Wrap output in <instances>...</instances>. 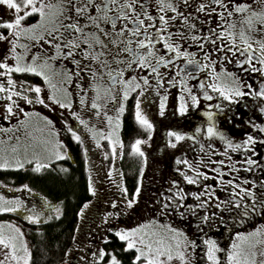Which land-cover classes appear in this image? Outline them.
Here are the masks:
<instances>
[{"label":"flooded vegetation","instance_id":"flooded-vegetation-1","mask_svg":"<svg viewBox=\"0 0 264 264\" xmlns=\"http://www.w3.org/2000/svg\"><path fill=\"white\" fill-rule=\"evenodd\" d=\"M49 2L50 0H44L45 4ZM51 2L56 3L57 0H51ZM86 2L87 0H70L69 3V0H64V8L66 10L64 11L63 16H59L51 25L45 22L42 28H37L35 31L38 33L45 32V29L51 31L52 27H59L60 25L68 24L70 22L68 18L71 17L73 21H79L81 26L85 24L88 25L84 28V35H87L89 32H96L105 43H108L112 39L111 36L105 37L102 33H98L84 16L77 15L74 9L71 8L72 4H76L78 6L79 4ZM97 2H99V0H97ZM120 2H122V0H120ZM223 2L227 6L228 11H232V8L237 3H247L251 5L252 9L259 10L258 4L254 3L253 0H223ZM171 3L177 7V11L182 15L176 16V13H173L170 9H166L163 13H160L155 0H151V2L147 5V11L149 14L157 18L154 22L155 27H161L158 22L159 15H165L166 18H169V27L167 31L173 33V36L168 37L165 34V39L177 40L181 46V50L196 53L195 58L198 59L200 63L204 64L210 63L211 59H215L217 56L215 52H212L213 46L211 40L213 38H218L217 46H219L221 40L231 46V43L227 38V33L225 37H219V32L224 29L233 31L237 34L236 38L238 40V34L241 30V21L244 16L250 15L249 11L244 13L233 12L232 16H228L227 11H224V9H221L218 5L212 4L211 0H187V5L184 4L183 0H171ZM201 3L206 4L207 8L205 11H198ZM210 8H215L216 11L209 12L207 9ZM13 11L14 10H9L7 6L0 5V33H3L8 37L7 40H0V61H3V58L8 56L7 62L13 66L15 64V59L10 52L12 45L9 41L16 43L15 51L20 53L23 56L24 61L28 63L32 62L31 56L34 54H39L40 56V59L36 61L37 64L42 63L44 57H52L55 55V44L50 45L46 42V39H51L52 37H46L45 39H41L39 41L35 39H28L23 34L16 37L13 35L15 29L10 30L3 26L4 20L14 18ZM88 12L94 14V9H88ZM220 13H223L222 18ZM21 15H23V12H21ZM173 16H176L175 20L170 19ZM185 17L187 18V24L185 23ZM253 19L255 21V18ZM39 21V14L32 13L28 17H25L22 23L26 27ZM193 23L196 24L195 29H191L189 27V25ZM229 24H235V28H229ZM217 25H219V27H217ZM117 26L119 27V25ZM102 27L108 30L111 29L110 25L102 24ZM256 27L259 28L261 25L257 23ZM209 29L214 30L213 35L208 40H204L203 37L209 35ZM245 30L247 31L246 25ZM60 31L66 39L81 36L80 33L64 31L63 28H60ZM177 31L184 33V38L175 36ZM53 35H55V33H53ZM193 35L200 37V40L194 42L191 39V36ZM261 36H264V33L257 31L251 32L253 44L254 40L260 38ZM57 42H60L61 44L65 43V41L59 40V38H57ZM78 43L80 44L81 49L88 47L82 40H78ZM163 43L164 41L157 40L156 47L159 49L161 54H165L166 58L170 59L175 55V53L168 52L167 49L163 48ZM22 44L27 47H21L20 45ZM237 46L242 47L239 43ZM95 47L96 51L111 50L112 53L115 52V49L111 44H109V49H101L99 45H96ZM64 51L67 52L69 49L65 48ZM253 51H255V44ZM204 52H212V57H210L209 61L203 60L202 53ZM237 58H241L239 52H237L235 56H231L229 54L228 59H225L224 61L217 60V71H219V64L223 63V66L227 71L235 72L245 84H251L252 88L245 87L242 89L246 95L237 98L233 102H229L220 97L218 93H213L211 89H206L209 94L213 96L212 100H207L202 95L198 85L200 80H204L207 85L212 82L213 78L208 74V69H203L198 76H195L193 79H189L187 81L192 91L197 93L199 102L196 106H192L187 93H183L188 104L187 110L184 113H180L178 108L180 104L179 97L181 95V85L179 80L183 76L180 69L184 65L185 57H177L176 60L172 62L170 67L165 65L160 66L159 71L162 74L168 73V75L164 76L162 87L159 88L154 87L157 83L155 81L154 74L149 73L147 69L141 70L134 67L131 71L126 72L125 79L133 74L137 77L145 74L149 75V84L144 85L143 81L138 80V82L141 83V89H136L131 92L127 99H122L123 93L120 91L121 86L118 83L115 85L111 84L108 78L107 69L101 67L100 61L105 60L104 56H101L99 61L93 62L91 59H84L81 55V51L77 50L75 53V59L80 61L79 67L72 62V58L67 56H57L55 60L49 59L47 63L50 67L45 69L49 76L48 81H45L44 77L38 73H16L13 70L10 73L13 80L16 81L13 91L24 92V94L32 97L33 101L32 103H28L21 97H17L15 95L12 96V100H8V93L0 92V145L1 147H5L7 145L12 146L16 149L15 152L21 154L29 152L32 145H37L39 142L43 143L45 138L42 136L45 134L48 136L47 138L50 141L64 138L68 143H64V145H66L64 148L59 147V158L51 161L50 163H45V167H43L39 172L33 170L36 166L31 162H24L23 168L14 169L22 170L24 172L33 171L37 173V176L48 175V172L54 168L55 165L60 166L63 163L68 165L67 162H69L71 165L75 166L78 162V158L84 160L89 167L92 164V161L96 158V153L93 151V143L89 141L92 139H100L101 134L108 138L110 132L112 133V136L115 134L116 136H119L121 142L123 141V158L125 154V150L123 149L125 148L124 133L127 123L129 122H132L133 128H143L144 133L153 134L158 132L163 134L166 136L165 147L176 150V153H185L187 155L193 148H200L201 150L207 149V151L215 152L221 157H224L225 153H227L230 160L233 161L232 163H234L231 166L232 170H234L232 173L233 179L231 180H233L236 184H240L242 188H249L250 185V187H252V191L257 193L258 199L254 202L251 197H247L245 195L243 199L237 197V199H241L239 207H237L235 203H226L225 215L219 222V230L214 238L209 231V225L211 215L214 213L215 208H208L207 206H205V208H195V205L199 203V201H197L195 197L189 195L192 192L208 191L209 189L198 187L195 184L191 185L186 181V183H180L177 179L178 175L177 178H171L169 180L170 184H172L173 180L178 181L177 185L173 186L174 193H176L177 189H183L186 194L184 204L192 206L193 211L196 213V215H192V213L187 211V208L181 209V211L185 213L183 216L179 215L177 212H171V214L183 218L187 224L191 223L192 225V240H195L196 242L195 254L198 258L196 264H205L206 246L202 244V240L204 238H211L216 241L217 246L220 249V251L217 252V256L219 257L218 264H226L225 258L227 255V249L225 242L228 239L230 240V238L232 239V237L238 233V230H241L239 233H246V230L243 231V227L251 224L252 226L249 228L251 233L264 232V210H260L259 206V197L261 193L264 192V189L261 188L260 184L261 181H264V132H260L258 129H254L252 127L253 123L264 126V112L260 111L261 108H264V98H258L249 94L259 90L260 83L264 80V75L250 71L245 72L243 69L247 68V64L241 65L238 68L234 62ZM252 63L259 67V63L256 59H254ZM109 65L112 68L116 67L110 59ZM88 69L96 71L95 78H93L92 73ZM6 71V69L0 68V72ZM177 72H180V75H176ZM67 73H72V75L69 77ZM170 77H175L176 82L173 85H169L167 83V80ZM0 84L4 85L5 88L10 87L7 83V76L0 75ZM30 86H39L41 88L40 97L41 99H44V104L36 102L34 99L36 95L34 88L33 91H24ZM50 95L54 96L57 100L65 102L66 105L67 103H71L72 107H60L59 103H56L55 100L47 99ZM112 95L116 96L115 100L111 98ZM161 95L166 96L163 115H161L159 108ZM137 98L140 100L141 112L144 110L146 111L145 116L152 124L151 130L142 126L135 119V105ZM81 99H83V104L81 103ZM94 100L100 105L99 108H94L92 106ZM13 101L16 102L18 107L14 105L13 111L9 113L5 104H11ZM217 102L224 105L222 110L215 108ZM120 103H123L124 105L123 112H118ZM209 105H212L213 107L209 108ZM20 109H23L24 111H20ZM166 111H168L171 116L170 118H173L172 122L164 121L165 116L168 114ZM208 111H212L214 113L213 122L215 127L232 143H241L249 134L256 137L255 142L248 147L241 146L240 149L233 151L219 136H207L205 133L207 130L208 117L205 116L204 113ZM73 112L76 113V116L72 115ZM25 113H27V116ZM97 113H99V115H97ZM107 116L113 117L111 123L108 121ZM117 116H119L118 127L116 121ZM44 117H47V120H45ZM80 120H84L85 124H81ZM48 121H51V124H49ZM69 127L80 136V140L77 141L73 139L72 133L68 131ZM196 127L201 128L200 133L195 132ZM169 130L187 133L188 135L184 140L175 142L176 146L173 148L172 146L167 145L169 140L174 139L173 137H169L167 135ZM94 133L95 138L93 135ZM193 136L195 139H192ZM209 145H211V147H209ZM201 146H203V148H201ZM249 157L255 160L256 163L248 165L246 161ZM225 162L226 159L223 163ZM221 166L222 172H216H220L218 176H220L223 181H227V169H225L223 164H221ZM177 169L179 168H176L175 172L180 174ZM212 169L213 171L214 169L221 170L217 165ZM247 170L250 171L249 174ZM245 180L249 181V183H244L242 185V182ZM253 181L256 183L255 188L251 185ZM124 182L125 180L123 183ZM25 184L28 188L22 187V185ZM222 185L223 184H221L220 187H222ZM211 190L216 193L215 186L211 188ZM168 191H170V189ZM120 192H126V194L119 197V202L120 198L123 200L125 198L126 200L129 198L125 186H123ZM227 192H229L230 195L219 193V200L222 199L224 202L229 201L232 193L231 190H228ZM236 192H240V189L237 188ZM169 195L170 194L165 193V196ZM0 196L10 200L19 198L23 202V207L18 209L16 212H4L5 214H9L14 217L16 222L15 225H18L20 222H22L20 225L26 222L34 224L42 223L55 216L53 215L50 219H46V215L56 207H53L51 205L50 198L41 190L37 188L35 189L30 181H24L21 184H4L0 180ZM175 199L178 200L179 197ZM206 199L210 200L207 196L202 195L200 197V200ZM211 199L214 198L212 197ZM45 200H47L48 205L51 207L45 204ZM124 202H120L117 212L122 205L124 206ZM217 202L219 203L221 201ZM253 203L257 206L258 210L256 212L252 211L251 205ZM245 205H249V215L247 216L243 215ZM33 206H35V212H44V215L39 217L37 221H31L25 218L32 214ZM115 207H117V204ZM117 212L115 214L106 213L108 216L106 218L111 217L113 220L117 216ZM202 214L208 215V222L205 223L199 220V217ZM157 220L158 219L154 220L153 224H155V226H160V222ZM118 222L119 221H115L112 223L114 225Z\"/></svg>","mask_w":264,"mask_h":264},{"label":"snow or ice","instance_id":"snow-or-ice-1","mask_svg":"<svg viewBox=\"0 0 264 264\" xmlns=\"http://www.w3.org/2000/svg\"><path fill=\"white\" fill-rule=\"evenodd\" d=\"M151 2V0H87L86 3L72 4L71 8L74 9L77 15L84 16L86 20L97 30L98 33H102L103 36L108 37L111 36L112 39L105 43L104 40L100 38L96 32H89L87 35H84V28L88 25L85 24L83 26L80 25L79 21H73L71 17H69V23L60 25L59 27H52L51 31L45 29V32L38 33L35 30L37 28H42L44 23L47 22L49 25L53 24L59 16H63L64 11V0H57L56 3H52L51 0L49 3L45 4L44 0H0V5L7 6L9 10H14L13 19L4 20L3 26L6 29H15L13 35L16 37L25 35L28 39H35L37 41L41 39H45L46 37H52L51 39H46L48 44H55L56 54L52 57H44L43 62L37 64L36 61L40 59L39 54H34L31 56V63L25 62L23 56L20 53L15 51L16 43L13 41H9L12 45L10 52L15 59L14 66L9 64L8 56L3 58V61H0V68L6 69V72H0V75L7 76V83L10 87L5 88L4 85L0 84V92L8 93V100H12V96L15 95L17 97H21L25 102L32 103L33 98L24 94L21 91H13L16 81L13 80L11 76V72L14 70L16 73H38L39 75L44 77L45 81L49 80V76L46 73L45 69L49 68L50 65L47 63L49 59L55 60L57 56L59 57H70L72 58V62L79 67L80 61L75 59V53L77 50L81 51V55L84 59H91L93 62L99 61L101 56L105 57V60L100 61V65L102 68L107 69L108 78L111 84H119L121 86L120 91H122L123 96L122 99H127L129 94L136 89H141V83L138 80L143 81L144 85L149 84V75L145 74L143 76L137 77L135 74L131 75L127 79H125V74L128 71H131L134 67L137 69H147L149 73L154 74L155 81L157 82L154 87L159 88L162 87L164 82V76L168 75V73L162 74L159 69L161 65L171 66L172 62L176 60L177 57H185L184 65L181 67L180 72L183 73V76L179 80L181 85V95L179 97L180 104L178 111L180 113H184L187 110L188 104L185 100V96L183 93H187L188 98L191 101L192 106H196L198 104V96L197 93L192 91L191 87H189L187 81L189 79H193L195 76H198L203 69L209 70V75L213 78L211 83L205 84L204 80H200L199 89L202 92V95L207 100H212L213 96L209 94L206 89H211L213 93H218L220 97L229 102L235 101L237 98L243 97L246 93L242 90L243 88H252L251 84H245L243 80L240 79L235 72L227 71L223 66V63L219 64V71H217V60L224 61L228 59L229 54L231 56H235L237 52L240 53L241 58L235 59V64L239 68L241 65L247 64V68L243 69L245 72H255L261 75H264V36H261L258 39L254 40L255 51H253L254 44L252 42L251 32L257 31L260 33H264V0H253L254 3L258 4L259 10L252 9L250 4L247 3H237L232 8V11H228L227 6L224 4L223 0H211L212 4L218 5L224 11H227L228 16H232L233 12L236 13H244L249 12L250 15H246L243 17L241 21V30L238 34L233 31H228L227 29L221 30L219 32V37H225L227 33V38L231 43H224L222 40L220 41L219 46H217V39L213 38L211 40L212 43V52L217 54L215 59H211L210 63L204 64L200 63L198 59H196V53L188 52L187 50H181V46L177 40H169L165 39V34L168 37H172L173 33L168 32L167 29L169 27L168 19L165 15L158 16V22L161 27H155L156 17L150 15L147 11V5ZM156 5L158 6V11L163 13L166 9H170L173 13H176V16L182 15L177 11V7L171 3V0H155ZM184 4L187 5V0H183ZM70 3V0H69ZM207 8L206 4L201 3L199 5L198 11H205ZM88 9H94V14L89 13ZM114 9V11H113ZM139 9V10H138ZM47 10V11H46ZM209 12H215V8L207 9ZM23 12V15H21ZM32 13H38L40 16V21L31 24L28 26H24L22 21H24L25 17H28ZM111 13V14H109ZM176 16L171 17V20H175ZM221 18L223 17V13H220ZM146 18V19H145ZM255 18V21L254 19ZM185 23L187 24V18L185 17ZM261 25V27L257 28L256 24ZM102 24L110 25L111 29L108 30L102 27ZM119 25V27L117 26ZM245 25L247 26V31L245 30ZM191 29L196 28V24L193 23L189 25ZM219 27V25H217ZM229 28H235V24H229ZM60 28H63L64 31H70L74 33H80L81 36L77 38L66 39ZM213 29H209V35L203 37L204 40H208L213 35ZM55 33V35H53ZM175 36L184 38V33L177 31ZM57 38L59 40L65 41V43L61 44L57 42ZM8 37L3 33H0V40H7ZM191 39L195 42L200 40V37L195 35L191 36ZM78 40H82L84 44L88 47L85 49L80 48V44ZM162 40L163 48L167 49L168 52H174L175 55L170 59L166 58L165 54H161L159 49L156 47V41ZM240 46L238 47L237 44ZM109 44L113 46L115 52L112 53L109 51H96V45H99L101 49H109ZM21 47H27L26 45H20ZM203 46V45H202ZM67 48L69 51L65 52L64 49ZM243 49V50H242ZM212 52H204L202 53V58L205 61H209L210 57H212ZM109 59L113 64L116 65L115 68L110 67ZM256 59L259 63V67L256 64L252 63V61ZM87 67V66H86ZM93 78L96 76V71L93 69H88ZM180 72H177L176 75H180ZM70 77L72 73H67ZM230 81V83H229ZM175 77H170L167 80L169 85H173L175 83ZM35 92L34 99L36 102L44 104V99H41L40 92L41 88L39 86H30L26 88L24 91ZM107 91V90H106ZM110 94V93H109ZM258 98H264V80L260 83V88L258 91L249 93ZM98 98V97H97ZM111 98L113 100L116 99V96L112 95ZM48 100H55L56 103H59L60 107H69L71 108V103L65 104V102L61 100H57L54 96H48ZM166 96H160V113L163 115L164 107H165ZM81 103L83 104V99H81ZM16 105V102L13 101L11 104L6 103L5 107L7 111L11 113L13 111V106ZM18 107V105H16ZM94 108H99L100 105L93 101ZM213 107L209 105V108ZM216 109L222 110L224 105L220 102H217L215 105ZM20 111H24L20 109ZM124 111L123 103H120L118 112ZM261 112H264V108L260 109ZM27 116V113H25ZM73 116H76V113H72ZM99 115V113H97ZM107 115V114H105ZM205 116L208 117V124L206 135L209 137L219 136L222 140H224L225 144L228 145L233 151L240 149L241 146L248 147L252 145L256 137L253 135H247L246 138L241 143H232L228 140L222 132H220L213 122L214 113L212 111H208L204 113ZM47 120V117H44ZM108 121L111 123L113 120L112 116H107ZM135 119L144 127L151 130L152 124L147 119L145 115L142 114L140 110V100L137 98L135 105ZM117 127L119 122V116L116 117ZM51 124V121H48ZM81 124H85L84 120H80ZM254 129H258L260 132H264V126L259 124H252ZM68 131L72 133V137L75 140H80V136L76 134L72 130V128H68ZM195 132L200 133L201 128L196 127ZM95 138V133L93 134ZM167 135L169 137H173L176 142L184 140L188 135L187 133H181L179 131L169 130ZM100 139H104V136L101 134ZM108 139L110 143H115L112 140V133H109ZM192 139H195L193 136ZM99 144V140L96 141ZM142 141L140 139L135 140L132 144V149L134 152L139 153L143 156V152H141L138 147ZM169 144L172 147H175V143L172 140H169ZM211 147V145H209ZM203 148V146H201ZM16 149H13L15 152ZM57 158H59V151L55 152ZM36 159V167L33 169L36 172H39L44 164L39 162V159ZM178 163H183L186 167L192 169V171L196 174L189 175L186 172L180 171V175L183 177L184 181H187L190 184H197L199 179L198 167L189 163L188 160L180 161L178 158ZM217 163L223 164V161H218ZM246 163L248 165H253L256 163L255 160L250 157L247 159ZM24 163L21 162V158L17 155L9 159L6 153L0 152V169L5 168H23ZM66 171V169H65ZM214 171H220L219 169H214ZM178 181L173 180V186L177 185ZM221 183L225 185V190H231L232 196L229 201L224 202L221 201L215 204V207L220 208L224 203H235L237 207H239L241 203V199L246 195L247 197H251V199L255 202L258 199L257 193L252 191V188H242L240 184H236L233 180H228L224 182L221 180ZM245 184L249 183V181L245 180ZM261 188L264 189V181L260 182ZM253 188L256 186V183L252 182ZM24 188H28V186L22 185ZM205 189H209L208 191H198L192 192L189 195L196 198L199 203L195 205V208H205L208 204L207 200H200V197L207 196L209 199L215 196V192L211 190L210 185H204ZM239 188L240 192H236V189ZM88 191L93 192V186L91 183L88 185ZM139 188H137V192ZM171 191V189H170ZM185 193L183 189H177L176 196L179 199H175L173 196H168L166 199L172 201V203L162 204V209L165 213L177 212L179 215L183 216L185 213L181 211L182 208H187V211L192 213V215H196L195 211H193L192 206H188L184 204ZM240 197L241 199H237ZM134 201H128L129 206ZM45 204L48 205L47 200H45ZM51 207L50 205H48ZM88 205L85 204L84 208ZM259 206L260 210H264V192L261 193L259 197ZM23 207V202L16 198L15 200L5 199V197L0 196V212H16L18 209ZM249 205H245V210L243 212L244 216L249 215L248 212ZM35 206H33L32 214L25 217L31 221H37L39 217L44 215V212H35ZM84 208H81L80 211L83 212ZM252 211L256 212L257 206L255 203L251 205ZM57 216L59 215V208L53 209ZM213 216H216V213H212ZM51 217H49L50 219ZM208 215L202 214L199 217L201 222H208ZM10 231L5 232L2 228H0V245H3L8 249L6 252L5 260L9 262H15V264H29L31 259V253L27 244L23 241V232L14 225L9 226ZM145 228V225H140L139 228H133L125 231H117L116 235L119 237L121 241L126 242L127 249L135 248L136 256L134 257V261L141 262V264H170L174 258L179 260V264H190L189 257L186 255V252L193 251L196 247L195 240H189L185 234L175 228V227H167L163 230L164 234H161L160 231L149 232L147 234L143 233L141 230ZM251 236L252 234H248ZM152 237V239H148V237ZM237 238L241 240V243L234 242L229 250H227V264H264V259L259 261L256 260L257 252L255 250V243L249 242L247 248L243 246V242L247 240L245 234L236 233ZM259 241H257L258 243ZM202 244L206 246V257L209 264H218L219 257L217 256V252L220 249L217 246L215 240L211 238H204L202 240ZM138 245H142L140 247ZM93 257L99 256L103 257L105 252L103 249H100L98 253H93ZM260 256L264 257V252L259 253ZM165 257L166 259H162ZM83 259V258H82ZM0 264H5L4 260H0ZM108 264H121V262L117 259L115 255H112Z\"/></svg>","mask_w":264,"mask_h":264},{"label":"rangeland","instance_id":"rangeland-1","mask_svg":"<svg viewBox=\"0 0 264 264\" xmlns=\"http://www.w3.org/2000/svg\"><path fill=\"white\" fill-rule=\"evenodd\" d=\"M166 113H168V111H166ZM142 114L146 115V111L144 110ZM170 117L171 116L168 113L167 116H165L164 121L172 122L173 118ZM133 132L134 138L131 142H127L125 139L128 138H124L125 148L123 149L125 150V154H128L129 158L125 164L122 162L123 141L121 142L119 136H116L115 134L112 136V140L115 141V143H110L107 137H104V139H97L99 140V144H97V140L94 139L89 141L93 143V151L96 153V158L92 161V164L88 168L90 176L89 182L92 184L94 189L92 192L93 196L86 203L88 206L86 208L83 206L84 210L83 212H80L79 222L77 221L76 224V232L72 245L67 250L65 257L57 264H108L112 255H115L121 264H123L120 255H117L114 249L110 247L114 239L111 238L110 234L116 235L117 231L139 228L140 225H145V228L141 230L145 234L154 231H160L161 234H164L163 230L165 228L175 227L181 230L189 240H192L193 228L191 223L187 224V222L180 216L171 214V211L165 213L162 209L163 203H172V201L166 199L168 196H165V193L170 194L169 196L173 195L174 198H178L176 193H174L173 185L169 183V180L171 178H177L178 175L177 179L180 183L187 182L183 180V177L180 174L175 172V169L179 168L180 171L186 172L189 175H196L192 169L186 167L182 162L178 163V158L180 161L186 159L189 163L198 167L200 175L198 183L195 185L202 188H204V185H210L211 188L214 186L216 188V193L213 197L214 199H206L208 201L206 206L208 208L214 207V213L217 214L216 216L211 215L209 225V231L212 237H216L219 230V222L225 215L226 203H224V205L220 208L215 207V204L218 203L217 201H222V199L219 200V193L230 195L229 192H227L228 190H225L224 184L220 187L222 184V178L218 175L222 172V166L217 162H224L226 159V162L223 163V165L225 169H227V178L228 180L233 179L232 173L234 170H232L231 166L234 163L230 160L229 155L225 153V156L221 157L215 152L207 151V149L201 150L200 148L191 149L187 155L185 153L180 154L179 152L176 153V150L174 149L165 147L166 136L163 134L158 132L153 134L144 133L143 128L138 127H135ZM42 137L45 138L44 142L32 145L30 149L31 152L29 151L30 153L26 152L18 154L17 152H13L14 148L9 145L5 147H1L0 145V152L6 153L9 159L18 155L21 158L22 163L31 162L35 166L36 159H34V157L38 158L41 164L57 160L58 158L56 157L55 152L58 151L59 147H66V145H64L66 140L61 138L55 141H50L48 140V136L46 134ZM137 139L142 141L138 147L141 152H143V156L134 152L132 149V144ZM172 141L174 143L176 142L174 139H172ZM67 143L68 142H66V144ZM167 145L170 146L169 142ZM132 160L139 162L140 165L138 181L134 184L133 189L130 190V195L128 194L129 198L127 197V200L126 198L124 200L120 198V202H125L124 206L122 205L117 212L118 205L120 204L119 197L126 194V192H120L123 186H125V182L123 183L125 177L122 167L127 164L129 165ZM216 165L221 169L220 172L213 171L212 168ZM9 169L16 168H5L0 170ZM247 172L248 174L250 173L249 170H247ZM3 183L8 184L5 181H3ZM243 184L244 182H242V185ZM137 188H139L138 192ZM249 188L252 187L249 185ZM169 189H171V191H168ZM130 200L134 201L131 206H129L128 203ZM116 204L117 207H115ZM57 208L61 211V207ZM53 209L46 215V219L52 217L53 215H57ZM116 212L118 214L113 220L111 217L106 218L108 217L106 213L115 214ZM4 214V212H0V228H2L5 232H8L10 231L9 226L14 225L23 232L22 239L27 244L31 253V259L29 262V264H31L32 246L30 245L28 232L32 229V226L30 225L32 223L26 222L20 225V223H22L20 222L18 225H15L16 222L14 217L11 216L8 218V216H4ZM156 219L160 222V226H155V224H153V221ZM115 221L119 222L113 225ZM251 226L252 225L249 224L243 227V231L246 230V233L243 234L247 237V240L243 242V246L247 248L249 242L255 243V250L257 252L256 260L259 261L264 259V257L259 255V253L264 252V232L251 233L249 229ZM239 231L241 230H238V232ZM250 233L252 234L251 236L248 235ZM148 239H152V237L149 236ZM257 241L259 242L257 243ZM122 242H124L125 245L122 246L121 251L131 255V261L133 264H141V262L134 261V257L136 256L135 248L127 249L126 242ZM234 242L241 243V240L234 235L232 239L230 238V240L228 239L225 242L226 249L229 250L230 246ZM138 246L143 247L142 245ZM100 249L104 250L105 255L102 258L99 256L93 257L92 254L98 253ZM6 252H8V249L3 245H0V260H4L5 264H15L14 261L9 262L8 260H5L4 254ZM186 255L189 257L190 264L197 263L198 258L195 254V249L193 251L186 252ZM162 259L166 258L162 257ZM225 261L227 264V255ZM170 264H179V260L174 258ZM205 264H209L206 254Z\"/></svg>","mask_w":264,"mask_h":264},{"label":"trees","instance_id":"trees-1","mask_svg":"<svg viewBox=\"0 0 264 264\" xmlns=\"http://www.w3.org/2000/svg\"><path fill=\"white\" fill-rule=\"evenodd\" d=\"M133 130L132 122L127 123L124 133V137L128 138L125 139L127 142L133 140ZM128 160V154H125L122 161L125 164ZM132 161L127 162L129 165L122 167L125 188L129 195L130 190L138 181L140 170L139 162ZM67 164L55 165L46 176H37V173L33 171L0 170V180L2 182L21 184L24 181H30L35 189L41 190L50 198L53 207H61L58 216L55 215L50 220L36 225L34 223L30 224L32 229L28 232V238L32 246L31 264H57L65 257L67 250L73 243L76 224L77 221L79 222L80 209L93 196L92 192L88 191L90 176L89 167L85 161L78 158L75 166L69 162ZM4 216L11 217L9 214H4ZM110 236L114 238L110 247L114 249L117 255H120L123 264H133L131 255L121 251L125 243L120 241L114 234H110Z\"/></svg>","mask_w":264,"mask_h":264}]
</instances>
